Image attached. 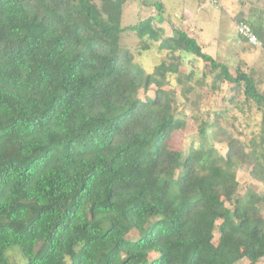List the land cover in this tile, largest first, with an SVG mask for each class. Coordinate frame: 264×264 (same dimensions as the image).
Segmentation results:
<instances>
[{
  "label": "trees",
  "instance_id": "1",
  "mask_svg": "<svg viewBox=\"0 0 264 264\" xmlns=\"http://www.w3.org/2000/svg\"><path fill=\"white\" fill-rule=\"evenodd\" d=\"M135 1L0 0V264H13L4 253L15 246L23 264L264 259V91L179 27L162 37L153 16L123 26ZM239 23L264 50V16ZM124 34L139 40L137 55L163 54L149 73ZM186 57L201 62L212 99L189 102L187 115ZM230 109L227 123L218 112ZM250 111L257 130L236 131L234 112ZM188 121L194 137L176 149ZM243 161L263 191L238 192Z\"/></svg>",
  "mask_w": 264,
  "mask_h": 264
},
{
  "label": "rangeland",
  "instance_id": "2",
  "mask_svg": "<svg viewBox=\"0 0 264 264\" xmlns=\"http://www.w3.org/2000/svg\"><path fill=\"white\" fill-rule=\"evenodd\" d=\"M153 2L162 3L164 7L162 15L155 12V9L151 6ZM193 3L196 4V7L204 8L205 15H202L200 12L197 15V17H202L199 19L203 25H185L188 24V21L184 25H181L182 11L188 9ZM131 5L125 11L124 18L122 19L123 26H128V24L153 16L152 24L155 27H159V33L162 37L171 35L172 26L179 27L187 34L194 35L202 45L203 52L211 55L218 61L225 62V64L232 68L240 65L243 70L256 79L258 87L264 91V50L262 46H251L242 43L237 37L236 32L237 20L240 18L246 19L249 12L264 16V0H136ZM189 16L186 14L185 18L189 19ZM206 17H210V21L206 20ZM138 42L139 40L130 34H124L122 37V44L135 55V61L138 63V66L149 73L153 66L160 61L163 54L153 47L151 50L149 49L137 55ZM179 71L181 74H186L189 71H193L194 73L190 83L183 82V87H191L185 93L187 101L184 102L183 97H178L179 105L183 106L184 104L185 106L184 113L186 115L189 113V102H195V104L197 102L203 104L212 102L209 92L201 86L198 80L202 71V64L199 60L186 57ZM180 88V86L175 84L176 92ZM152 92L153 87L149 89L147 94L151 95ZM138 96L142 98L143 92L139 91ZM221 97L222 95L220 94L216 98L215 109L222 111L224 102L221 100ZM182 102L184 103L181 104ZM218 113L222 114L223 119L227 123L231 120V109L228 113ZM234 114L236 131L248 134L252 130H257L256 124L260 119L259 114H255L252 111L249 113L234 112ZM194 134L195 128L191 121H188L183 130L177 131L172 135L171 144L176 149H181L189 144ZM249 166V162L243 161V168L239 169L236 173L239 184L238 192L240 194L244 193L248 188L257 189L259 192L263 191L260 184L250 179L247 171ZM259 210L264 218V203L259 206ZM4 257L8 262L13 264H23L25 262L16 246L8 248L4 253ZM237 264H245V261L240 260ZM256 264H264V259H260Z\"/></svg>",
  "mask_w": 264,
  "mask_h": 264
},
{
  "label": "crops",
  "instance_id": "3",
  "mask_svg": "<svg viewBox=\"0 0 264 264\" xmlns=\"http://www.w3.org/2000/svg\"><path fill=\"white\" fill-rule=\"evenodd\" d=\"M199 12L202 15H205L204 8L203 7L202 8L196 7V4H194V3L191 4V6L188 9H184L182 11L181 25H184L186 21H188V24H185V25H203L202 21L199 19V18H202V17H197ZM186 14L190 15L188 17L189 19H186L187 17L185 18ZM206 18H207L206 20H208V21H210L209 19H211L210 17H206ZM189 35L194 37V35H192V34H189Z\"/></svg>",
  "mask_w": 264,
  "mask_h": 264
},
{
  "label": "built area",
  "instance_id": "4",
  "mask_svg": "<svg viewBox=\"0 0 264 264\" xmlns=\"http://www.w3.org/2000/svg\"><path fill=\"white\" fill-rule=\"evenodd\" d=\"M236 32L240 37L244 38L247 41L248 45L258 46V47L261 46L260 41L257 39V37L252 32L250 26H248L247 24L239 23L236 26Z\"/></svg>",
  "mask_w": 264,
  "mask_h": 264
}]
</instances>
